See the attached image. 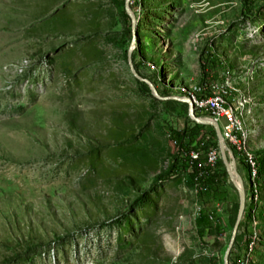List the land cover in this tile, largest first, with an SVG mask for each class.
<instances>
[{
	"label": "rangeland",
	"instance_id": "374dc122",
	"mask_svg": "<svg viewBox=\"0 0 264 264\" xmlns=\"http://www.w3.org/2000/svg\"><path fill=\"white\" fill-rule=\"evenodd\" d=\"M127 7L133 35L124 0H0V264H224L238 191L220 152L223 188L201 201L172 164L184 155L174 132L189 150L217 140L177 88L201 80L207 40L211 74L212 54L255 62L249 152L264 158V0ZM225 156L244 194L227 264H264V165L254 192ZM196 200L213 211L201 234Z\"/></svg>",
	"mask_w": 264,
	"mask_h": 264
},
{
	"label": "built area",
	"instance_id": "2783aa9c",
	"mask_svg": "<svg viewBox=\"0 0 264 264\" xmlns=\"http://www.w3.org/2000/svg\"><path fill=\"white\" fill-rule=\"evenodd\" d=\"M212 45L209 40L205 42L202 54L203 62L200 63V81L185 84L178 91L177 99L185 100L192 106L196 118H205L207 121L218 127L223 143L225 154L243 167L250 176L252 190L256 192V161L249 152V145L252 142L257 130L258 119L255 115L256 102L251 96V88L256 76L253 61L247 66L232 68L223 59L212 54V58L217 62V69L209 73ZM209 140L210 136L205 135ZM216 147L210 145L200 150H190L186 153L192 164L195 165L197 174L192 179V191L198 195L204 191L206 186L198 183L205 175L215 170L218 161L219 148L217 140ZM204 146L203 141L199 144ZM199 146V147H200ZM200 153L203 154L201 159ZM256 194V193H255ZM254 194L253 199H256ZM200 201L193 204V212L197 216L201 212ZM251 242L248 243L250 245Z\"/></svg>",
	"mask_w": 264,
	"mask_h": 264
},
{
	"label": "trees",
	"instance_id": "16d2710c",
	"mask_svg": "<svg viewBox=\"0 0 264 264\" xmlns=\"http://www.w3.org/2000/svg\"><path fill=\"white\" fill-rule=\"evenodd\" d=\"M125 15V14H124ZM184 86H180L177 88V91H179L181 88H183ZM209 130V133H211L212 138H214V131L212 128H207ZM181 136H183V132L182 131H177L174 132V139L175 141L179 140V147L182 149V153L184 155L182 156V159L179 161L176 158L173 159L172 164H176L179 163V165L177 166L182 168L185 171H188V177L190 182H192L193 176L197 174L195 165L192 164V161H190L189 157L186 156V153L188 151H190V147H187V145H182L181 143ZM191 143V139H189V141ZM201 142H197V146L199 147ZM212 146L216 147V142L215 139L213 140V142L211 143ZM199 158L201 159V157L199 156ZM262 165H264V158H256V173L259 174L260 171L262 170ZM222 167L220 162H217L215 165V170H213L212 173L205 175V177L201 180H198V183L203 184L204 186H206L204 191H201L200 193H198L197 197L200 199L203 198V196H205L206 198L214 195L215 193H219L221 191V189L223 188V183L225 182L226 179V174L224 171L219 172V168ZM247 214V215H245ZM213 215V211L212 210H208V211H202L196 216L195 220H194V224L197 227L199 233L201 234L202 231L206 228L209 227H213L212 225V221L211 218ZM247 218H249L248 213H244L243 214V219L246 220ZM214 228V227H213ZM250 241L246 240V243L248 244Z\"/></svg>",
	"mask_w": 264,
	"mask_h": 264
},
{
	"label": "water",
	"instance_id": "95a60500",
	"mask_svg": "<svg viewBox=\"0 0 264 264\" xmlns=\"http://www.w3.org/2000/svg\"><path fill=\"white\" fill-rule=\"evenodd\" d=\"M128 2H129V0H124V12L129 17V19L131 21V33L133 35V19H132V15H131L128 7H127ZM126 55H127V60H128L129 68H130V70L132 72V69L130 67V61H129V50L127 51V54ZM133 75L138 80L145 82L149 86V88L152 91V93L155 94L156 91H155V89L153 88V86L149 82H147L146 80H143L142 78H139L134 73H133ZM176 100H179L182 103L186 104V106H187V113H188V115H189V117H190L191 120H193V121H195L196 123H199V124H208V125H210L212 127V129L214 130L216 139H217V143H218V148H219L221 160H222V163H223V165L225 167V170H226V173L228 175V178L230 179L231 183L234 185V187L238 191L239 202H238V209H237L236 219H235V222H234V225H233V228H232V232H231V235H230L229 242L227 244V247L225 249L224 256H223V262H224V264H227L228 253H229L230 248L232 246V243H233V240H234L235 231H236L238 222L240 220V217H241L242 211H243L244 194H243L242 189L240 187H237L235 185V181L240 182V178L233 173L232 169L230 168L229 164L227 163L226 156H225V150H224V147H223V143H222V140H221V137H220V133H219L218 127L215 124H213V123H211L209 121H205L204 122L201 119L196 118L195 115H194V113H193L192 106H191V104L189 102H186L185 100H180V99H177V98H176Z\"/></svg>",
	"mask_w": 264,
	"mask_h": 264
},
{
	"label": "bare ground",
	"instance_id": "6f19581e",
	"mask_svg": "<svg viewBox=\"0 0 264 264\" xmlns=\"http://www.w3.org/2000/svg\"><path fill=\"white\" fill-rule=\"evenodd\" d=\"M235 185H236L237 187H240V188H241V181H240V182L235 181Z\"/></svg>",
	"mask_w": 264,
	"mask_h": 264
}]
</instances>
